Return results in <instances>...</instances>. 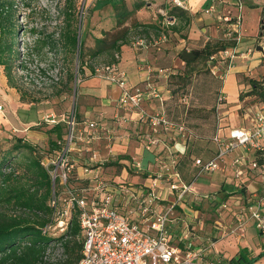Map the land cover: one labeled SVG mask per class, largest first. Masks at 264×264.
<instances>
[{"label": "rangeland", "instance_id": "1", "mask_svg": "<svg viewBox=\"0 0 264 264\" xmlns=\"http://www.w3.org/2000/svg\"><path fill=\"white\" fill-rule=\"evenodd\" d=\"M105 1L106 0H15V6L13 8L14 21L16 24L17 41L19 43L21 56L19 61L15 64L13 71L16 87L9 84L4 67L0 66V103L3 104V109L0 110V158L3 153L10 148L11 144L19 138L30 141L43 151H48L50 142L56 139V135L49 132L50 127L55 123L51 120L55 119L56 122L63 121L73 113L79 112L81 103L83 104L81 95L84 91V80L94 77L101 78L97 74H92L91 68L111 63L112 53H114V57L120 61L121 54L115 51L104 50L98 55L92 54L94 50L99 47L97 39H106V41H104L105 45H101V47L104 48L106 44H109L120 34L122 29L117 28L113 8L110 4H106ZM68 21L80 32V37L83 40L84 56L82 60H80L78 48L66 51L62 44L61 31L67 29ZM223 26L226 27V29L228 28L226 24H223ZM161 29L163 33H166L167 37L161 38V41L156 45L171 43L177 46L180 39L174 35L169 37L166 28L161 27ZM220 32L219 37H215L211 40L224 38L222 35L227 31ZM233 34L234 36H227V39L237 40L235 37L239 36V34L241 35V31L240 33L234 31ZM138 39L155 41L159 38L155 39L152 36H146L144 33H136L131 37V43H135L137 46L136 42ZM194 41L197 47H202L205 44V41L202 43L201 39ZM245 42L246 40L244 39L239 47L241 51L247 50ZM257 44L263 46V51H258L256 49L257 46H251L249 48L252 49V53L239 57L238 61L235 59L236 62L246 61V64L251 66V68L248 66L246 72L238 75V82L235 68L233 71V68L231 69V74L226 76V80L221 86V80L218 74L216 75L212 71L208 72V65L202 66L198 64V69L196 70H201L199 73L193 75V83L188 87V93H186L188 97H184L180 100V97L185 94L181 91L175 101H170L169 109L172 115H175L178 120L186 122L190 128L194 125L197 130L209 134L212 132L211 122L215 119V116L209 108L210 106H208V108L205 107L212 104L208 97H217L218 91H220V94L222 91L221 95L227 98V101L224 100L225 102L221 103V105L226 103L227 107L229 106L232 109V112L237 111L236 106L238 101L241 107H243V113L254 110L255 106L261 102V99L258 95L259 93H257L258 96L256 94H250L252 89L250 80L253 78L264 81V14L262 15L260 23ZM170 51L171 49H169L167 53L169 54ZM241 51H239V53H241ZM255 55L261 60L258 65L254 64L255 59L252 58L255 57ZM170 60L166 59L161 63L164 69H169L167 74H162V77L166 79L167 88L168 84L178 81V77L175 75L170 78V73H176L177 71L179 73V71L183 70L185 67L184 63L181 64L179 59H177L176 66L175 63H172ZM217 63L220 72H225L228 65L227 59L219 60ZM221 105H219V107ZM223 111L224 110L220 109L217 110L216 119L218 125H222V119L228 116V114H225ZM241 119L239 112L229 115V122L232 126H236ZM206 146L207 144L204 143L196 146L194 154L197 156H206ZM209 147H211L210 149H214L213 143H211ZM81 149L82 153L78 152V150L70 152V154H72L70 159L78 166L90 167L88 163H81L82 159L80 156L86 155L89 159L92 158L91 155L93 152L87 150L83 151V147ZM122 157L130 158L131 163L122 161L123 165L105 166L109 173L108 177L113 175L121 176V174L126 175L127 173L147 176L157 172L156 168L152 165L150 166L152 169L151 172L147 173L148 171L142 168L138 170L140 172L137 173L135 167L132 165L134 161L132 156H120L119 161L122 160ZM116 159L117 156L116 158H109L105 162L109 163ZM18 160L21 162L20 164H15V169H18L17 173H23V168L27 160L23 159V155H20ZM77 165L74 167L75 169L78 168ZM192 168V163L183 166L182 171L185 176L183 177L187 182L190 181V171ZM80 171H83V169L80 168L77 170V172H75V177L79 175ZM214 176L215 173L200 175L196 180L198 187L207 180H213ZM68 203L69 194L60 193V208L66 209ZM183 204L184 207L191 209L190 214L195 215L187 219V235H189L190 239L192 237V239L194 238L195 240L198 239L201 241L199 242V247H201L200 251L203 253V262L209 263L211 262L209 261V256L205 254L207 248L209 246H214L217 240L227 235V228L231 231V234L235 233L237 229L240 230V227L238 228L239 221H237V219L234 220V218L232 219V213H230L227 218H231L230 222L232 221V225L225 227V225L222 224L225 219H222L221 212L227 211L230 207L221 208L218 205H214L213 201L206 200L201 195L196 197V195L191 194L185 198ZM177 208H180V206ZM55 223L57 222L55 221ZM50 230L56 235L63 232L60 226L55 225H53ZM193 240L189 241L194 242ZM194 243L193 246L196 245ZM49 255L62 257L63 248L58 246L53 251L49 250ZM213 264H219V261L216 260Z\"/></svg>", "mask_w": 264, "mask_h": 264}, {"label": "crops", "instance_id": "2", "mask_svg": "<svg viewBox=\"0 0 264 264\" xmlns=\"http://www.w3.org/2000/svg\"><path fill=\"white\" fill-rule=\"evenodd\" d=\"M118 1V0H113ZM183 6H178L173 3L172 0H126L127 5L131 8L137 2H143V6L137 10L134 14V19L142 23H157L159 27L166 28L170 36H177L180 42L177 46L174 44H151L147 47L136 46L135 43L125 44L121 48V59L117 66L120 71H123L127 75V79L132 85L145 86L148 83H152L157 87L159 93L165 99L169 95L167 88V82L162 74H158L151 69L155 70L163 68L161 63L166 59L175 63L177 59L183 64V60L178 56V53L186 48L191 49L197 47L194 40L201 39L202 43H206L208 40L217 38L220 36V31H227L223 26L224 22L220 18L221 15L227 14L229 11L231 14L237 15L242 10L243 22L240 26L235 24V19L231 22L229 29L231 31H241L240 39L236 47L237 51L240 50L242 41L246 40L247 49L251 46H257V36L260 31V23L262 15L264 14V0H241L240 9L237 6L236 0H224L225 3L218 2V12L214 14L205 13V9L211 0H181ZM182 15H186L189 19V23L185 24V20ZM250 16V17H247ZM252 20V23H251ZM176 27V29H173ZM149 36L153 38H160L153 32H150ZM224 38H228L227 34H223ZM153 41V40H149ZM161 41V40H160ZM171 49L169 54L168 50ZM255 59L254 64L258 65L261 61L257 55L252 57ZM238 61L239 58H236ZM234 60V66L231 67L232 71L236 69V79L238 82V75L246 72L248 66L246 61L236 62ZM249 68V69H250ZM229 70L227 76L231 73ZM226 80V78H225ZM224 80V81H225ZM84 91L81 95L82 102L81 109L79 110V119L81 124L90 119H99L102 121L103 129L101 130L100 137L94 143L88 147L86 145L76 147L78 152L87 150H93L97 152V158H87V156H80L81 163H88L90 167L78 166L83 171L79 172L77 176L78 180L88 182L90 186H95L99 179L105 180L110 186L108 189L114 192L115 205L123 213L128 214L130 218L138 220L137 214L130 213V207H135L136 202L130 201L131 194L141 186H149L155 178H158L159 187L157 190L162 196V200L159 202L158 209L163 211L168 204L174 199V195L170 194L168 190V182L165 178V171L162 166L155 161V152L148 150L145 147L148 137L152 134L153 125L148 118L142 117L135 111L129 113L124 111L119 106V95H121V89L116 84H111L107 80L94 77L86 78L83 84ZM239 95V94H238ZM239 99V98H238ZM227 101V98H226ZM142 108L147 113H155L162 108L161 100L157 97H148L142 105ZM220 110L228 114L227 117L222 119V128L219 130L220 134H227L232 127H240L248 125V121L245 118L246 113H241V104L238 101L236 106L237 111L232 112V109L224 103L219 107ZM239 112L241 121L236 126H232L229 122V115L231 113ZM22 122V121H21ZM227 126V127H226ZM113 134V135H111ZM159 136L160 141L163 140V145L160 143L158 148L162 149L163 157L167 161H171L173 158L184 152L186 149V142L181 136L169 129H165L158 126V132L154 133ZM166 145V146H165ZM82 153V152H81ZM80 153V155H81ZM132 156V159L141 160L143 170L151 172L153 165L157 172L147 176H141L139 174H129L119 176L108 177L109 173L107 167L102 166L106 160L117 156ZM246 155L248 158L253 157V152H248L243 148H237L229 153L225 159L221 162L225 169L222 171H215L213 180H207L200 184L199 195L203 196L206 200L213 201L214 205H218L221 208H228L227 211H222V224L225 227L232 225L231 218L227 216L232 213V219L239 221L244 219V231L242 229L236 230L235 233L227 228V235L217 240L214 246H209L205 251V254L209 257V263L213 264L216 260L219 264H228L226 259H230L237 255L239 250L243 247L249 248L253 255L259 254L264 249V233L256 226V222L249 218V213L246 209L249 199L261 198L262 199V211L264 213V180L262 179L259 171L250 169L247 165L245 167L246 174L243 176L242 184L237 179L235 169L233 167V161L240 156ZM92 156V155H91ZM123 157L121 161L130 162V158ZM247 158V159H248ZM133 161V162H134ZM97 164H102L97 166ZM133 165V163H132ZM137 173L140 171L136 170ZM145 172V171H144ZM157 176V177H156ZM120 187L123 189L121 192ZM129 188V189H128ZM128 189V190H127ZM146 190V188H145ZM94 194V193H88ZM100 195L101 193H95ZM220 208V209H221ZM219 209V211H220ZM191 209L184 207V204L177 209L175 218L169 222V232L174 245L185 247L189 243L196 244L193 248L201 250L199 247L198 239L189 238L187 219L195 216L190 214ZM226 213V214H223ZM198 237V236H197ZM178 238V241H177ZM193 240L191 242L188 240ZM182 242V244H181ZM198 242V246H197ZM197 246V247H195ZM204 250V249H203ZM254 264H264V256L257 260Z\"/></svg>", "mask_w": 264, "mask_h": 264}, {"label": "built area", "instance_id": "3", "mask_svg": "<svg viewBox=\"0 0 264 264\" xmlns=\"http://www.w3.org/2000/svg\"><path fill=\"white\" fill-rule=\"evenodd\" d=\"M172 1L178 6H183L181 0ZM218 2L225 3L224 0H211L205 9V13L214 14L216 11L218 12ZM236 2H238L240 9L241 0H236ZM220 18L228 26L227 36H234V31L229 28L234 19L236 25L240 26L242 24V10L240 9L239 13L234 16L229 11L227 14L221 15ZM235 32L240 33V31ZM166 37V33H163L155 41L138 39L136 44L140 47H147L151 44L156 45L161 38ZM236 39L239 41L240 36H237ZM252 52L251 48L241 51V53L236 48L227 49L221 54L228 61L226 71L220 72L219 65L216 63L212 67V72L225 80L229 70L234 66V60ZM212 59L216 60L218 58L213 56ZM151 70L160 75H165L169 69ZM96 73L102 79L120 87L119 106L121 109L128 113L133 110L151 121L153 131L148 137L145 147L155 152V161L165 171V177H161L167 180L168 190L171 192L170 194L174 195L175 199L163 211L158 209L162 196L157 190L160 183L158 178H155L149 186H141L137 191L130 193V201L137 203L135 207L129 209V214H137L138 220H135L116 207L114 192L108 189L110 186L102 179H99L95 186H89L88 189L68 191L70 196L66 209L59 208L58 197L54 195L50 204L55 209L54 220L57 222L55 226H60L61 230L66 228L74 207L78 209V222L84 237V245L82 255L75 264H205L202 251L193 248L191 243L185 247L173 244L168 224L175 218L177 207L183 204L187 196L191 194L197 196L199 194V187L196 183L199 176L215 171H223L225 166L221 162L237 148L241 147L248 152H253L252 158L243 155L233 161V167L240 182L239 186L246 174L245 167H242L243 164L250 169L259 171L264 180V98L255 106L254 110L245 114L248 125L232 127L227 134L222 135L218 132L213 137L214 156L209 159L196 157L193 166L197 169V177L195 180L187 182L175 168L177 158L167 161L163 157L162 149L158 148L160 143L163 145V140L160 141L159 136L154 134L158 132V126L173 130L185 142L187 137L186 130L182 125L172 123L163 114L164 98L157 87L152 83L145 86L130 84L126 73L120 71L116 63L96 67ZM150 96L161 100L162 108L155 113H147L142 108L143 102ZM224 100H226V96L221 95L220 101L224 102ZM1 109H3V104L0 103ZM64 120L68 124V132L63 150L56 157H46L42 160V164L52 178L53 193H59L62 188L67 190L69 179L75 167L70 159L72 155L70 152L83 145L90 147L94 141L99 139L103 129L101 120L90 119L85 121L83 125L77 120L74 113ZM51 121L56 122L55 119ZM92 158H97L96 151L92 153ZM133 166L136 170H141V160H135ZM120 190L123 191L121 187ZM97 192L101 194H95ZM262 204L261 198H251L246 209L249 218L253 219L259 230L264 233ZM244 225V219L241 218L239 227L242 231H244Z\"/></svg>", "mask_w": 264, "mask_h": 264}, {"label": "trees", "instance_id": "4", "mask_svg": "<svg viewBox=\"0 0 264 264\" xmlns=\"http://www.w3.org/2000/svg\"><path fill=\"white\" fill-rule=\"evenodd\" d=\"M105 2L112 6L116 26L122 29L120 34L109 44H106L104 48L101 45H105L104 41L106 39H97L99 47L94 50L93 55H98L104 50L120 53L123 45L131 44V37L136 33H144L149 36L150 32H153L158 37L162 35L163 31L157 23H142L134 19V14L143 6V2H137L131 8L127 5L126 0H106ZM14 6L15 0H0V66L4 67L9 84L16 87L13 71L15 64L20 59L21 51L17 41ZM182 16L185 24H188V17L186 15ZM173 29H176V27H173ZM61 39L66 51L78 48L79 57L82 60L84 56L83 40L80 37V32L73 27L70 21L67 23V29L61 31ZM237 45V40L221 38L217 40L210 39L202 47L189 50L184 48L179 53L185 65L184 69L180 70L179 73L178 71L170 73V78L175 75L178 77V81L168 84L169 95L163 100L162 111L169 121L176 125H182L186 130V149L178 156L175 164L176 170L183 179L185 177L182 171L184 165L193 164L196 157L209 159L215 154V148L210 149L209 145L212 143L213 137L222 128L221 125H218L216 119L219 105L223 103L220 101L222 91L221 94L218 91L219 93L215 98L208 97L212 104L207 105L205 108L210 106L209 108L215 116V119L211 122L212 132L209 134L197 130L194 125L190 128L186 122L180 121L175 115H172L169 109L170 101H175L181 91L185 94L180 97V100L188 97L186 93H188V87L193 83V75L201 70H196L198 64L208 65V72L212 71V67L217 61L227 59L221 56L222 52L227 49H234ZM112 54L111 63L118 64L119 60L114 57V53ZM213 56L218 59L213 60ZM91 70L92 74H97L96 68L92 67ZM219 79L222 86L224 79ZM250 84L252 86L250 94L257 95L259 93L258 95L262 100L264 98V81L252 78ZM242 111L243 107L240 109V112ZM74 114L77 120L81 122L79 112ZM49 132L55 134L56 139L50 142L48 151H43L30 141L19 138L11 144L10 148L0 158V264H75L82 255L84 237L78 222L77 207H74L66 228L62 233L56 235L50 230V227L56 224L54 220L55 209L50 203L53 196L56 195L59 206L60 193H68L70 196L68 191H81L82 189H88L90 185L88 182L78 180L77 176L75 177L76 169L74 168L67 190L62 188L59 193H53V181L48 170L42 164V160L46 157H56L63 150L68 124L65 120L55 122L50 127ZM203 143L207 144L205 148L207 155H195V147ZM20 155H23V159L27 160L23 173H17L18 169H15V164L21 162L18 160ZM119 160L120 157L115 161L105 162L103 165L97 164L96 167L100 165H123V162ZM76 165L74 164V166ZM190 173L191 178L188 182L195 180L197 169L193 166ZM58 246L63 248V256L54 257V255H49V250L53 251ZM262 256H264V249L259 254L253 255L249 248L243 247L237 255L226 259V262L228 264H254Z\"/></svg>", "mask_w": 264, "mask_h": 264}, {"label": "water", "instance_id": "5", "mask_svg": "<svg viewBox=\"0 0 264 264\" xmlns=\"http://www.w3.org/2000/svg\"><path fill=\"white\" fill-rule=\"evenodd\" d=\"M256 49H257L258 51H263V46L260 45V44H258L257 47H256Z\"/></svg>", "mask_w": 264, "mask_h": 264}]
</instances>
